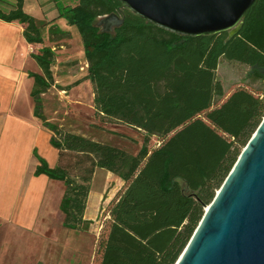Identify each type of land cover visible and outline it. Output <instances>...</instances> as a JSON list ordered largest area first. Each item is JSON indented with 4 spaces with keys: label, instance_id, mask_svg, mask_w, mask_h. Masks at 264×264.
Returning a JSON list of instances; mask_svg holds the SVG:
<instances>
[{
    "label": "trees",
    "instance_id": "16d2710c",
    "mask_svg": "<svg viewBox=\"0 0 264 264\" xmlns=\"http://www.w3.org/2000/svg\"><path fill=\"white\" fill-rule=\"evenodd\" d=\"M57 15L37 24L23 0H0V19L23 25L27 43L41 45L31 56L39 72L32 78L33 115L50 131L57 150L50 166L37 160L33 175L64 184L59 200L62 226L88 230L84 217L96 167L116 174L121 186L106 204L98 239V264H173L190 238L204 207L228 174L264 115V88L243 86L224 92L216 71L221 58L248 67L247 76L264 84V0L244 13L238 32L185 36L145 21L120 0H53ZM111 13L123 19L111 32L94 23ZM65 19L76 28L101 121L142 133L135 153L47 120L42 93L52 84L55 53L42 45L43 30L65 38L53 24ZM157 144L150 146V138Z\"/></svg>",
    "mask_w": 264,
    "mask_h": 264
},
{
    "label": "rangeland",
    "instance_id": "374dc122",
    "mask_svg": "<svg viewBox=\"0 0 264 264\" xmlns=\"http://www.w3.org/2000/svg\"><path fill=\"white\" fill-rule=\"evenodd\" d=\"M51 2L54 1L24 0V9L40 24L57 14L55 7L50 8ZM62 2L73 4L76 0ZM98 19L94 20L95 24ZM53 24L69 30V35L65 38L54 35L52 41L48 27L43 30L42 45L50 46L55 53L51 66L53 82L41 95L45 117L64 130L135 153L142 133L124 124L101 121L94 112L92 87L85 76L86 63L76 28L63 18H57ZM40 46L35 44L34 51ZM247 71L246 65L221 58L216 75L225 93L239 86L254 91L263 89L264 84L252 81ZM2 121L3 114L0 125ZM41 141L44 146L39 143L38 152L54 166L57 150L48 141L45 143V139ZM156 144V138L151 137L149 145ZM20 156L14 165L0 163V264H98L96 241L107 219L106 204L121 186L119 177L104 168H95L84 213L92 222L88 230H70L62 226L63 216L58 207L64 184L50 180L53 186H47L44 198L38 202L34 197L37 184H31L33 188L29 193L24 190L28 185L29 162L25 152ZM5 178H10L7 187Z\"/></svg>",
    "mask_w": 264,
    "mask_h": 264
},
{
    "label": "water",
    "instance_id": "95a60500",
    "mask_svg": "<svg viewBox=\"0 0 264 264\" xmlns=\"http://www.w3.org/2000/svg\"><path fill=\"white\" fill-rule=\"evenodd\" d=\"M255 0H120L132 13L185 36L237 33ZM123 19L99 17L101 32ZM173 264H264V115Z\"/></svg>",
    "mask_w": 264,
    "mask_h": 264
},
{
    "label": "crops",
    "instance_id": "0c3cea01",
    "mask_svg": "<svg viewBox=\"0 0 264 264\" xmlns=\"http://www.w3.org/2000/svg\"><path fill=\"white\" fill-rule=\"evenodd\" d=\"M24 7L23 0V9ZM54 7V2H51L50 8ZM22 30L23 25L19 22L0 19V115L3 114L0 125V163L14 165L20 160L21 152H25L29 162L26 171L29 177L24 190L29 193L33 188L31 184H37L38 190H34V197L41 202L47 192V186H53L54 183L50 181L53 179L45 175H33L37 160L32 150L35 149L41 155L38 152L41 138L45 139V143H49L51 133L33 115V102L30 97L32 78L28 76V72H39V68L35 67L37 63L30 57L31 53H35V44L26 42ZM43 144L44 142L40 146L43 147ZM9 181L10 178H5L6 187ZM44 209L47 212V207Z\"/></svg>",
    "mask_w": 264,
    "mask_h": 264
}]
</instances>
